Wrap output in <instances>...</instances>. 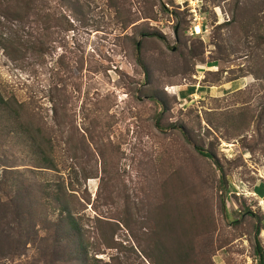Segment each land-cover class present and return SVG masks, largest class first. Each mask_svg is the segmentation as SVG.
I'll return each mask as SVG.
<instances>
[{
    "label": "rangeland",
    "instance_id": "rangeland-1",
    "mask_svg": "<svg viewBox=\"0 0 264 264\" xmlns=\"http://www.w3.org/2000/svg\"><path fill=\"white\" fill-rule=\"evenodd\" d=\"M75 4L0 12V91L51 138L86 226L113 223L101 264H151L141 246L155 239L180 253L158 264H264V209L248 192L264 180V0ZM190 85L204 88L182 99ZM31 155L16 146L11 168ZM42 243L0 264H49Z\"/></svg>",
    "mask_w": 264,
    "mask_h": 264
},
{
    "label": "trees",
    "instance_id": "trees-1",
    "mask_svg": "<svg viewBox=\"0 0 264 264\" xmlns=\"http://www.w3.org/2000/svg\"><path fill=\"white\" fill-rule=\"evenodd\" d=\"M66 1L77 7L76 0ZM35 10H41L39 0H0V12L6 13L5 16L13 21L23 20ZM32 48L37 52L41 49L38 46ZM196 91L197 87L190 85L180 95L187 100ZM23 110V105L16 99H7L0 91V150L5 149V161L2 163L5 167L0 175V259L13 260L25 254L29 244L35 246L43 241L37 248L40 257L49 264L74 259L81 260V264H101L102 259L96 254H101L106 248H114L113 245L119 242L115 239L113 223H107L108 232L102 230L101 233H97L93 225L86 226V215L80 214V205L84 203L75 193L79 190L73 181L74 177L68 179L62 174L66 167L63 161L62 166L59 164L51 138L25 119ZM16 146L32 154L31 162L28 163L30 168H11L14 167L11 160ZM197 149L202 155L213 157L212 153L201 147L197 146ZM80 169L86 181L94 177L83 166ZM51 214L52 219L49 220ZM122 224L129 226L126 220ZM40 230L46 232V236L41 237ZM150 238L152 236L146 240ZM149 243L148 251L144 253L141 246L142 255L151 264H158L167 249L160 239ZM257 252L260 257H264L260 248ZM178 256L179 252L164 257L175 262Z\"/></svg>",
    "mask_w": 264,
    "mask_h": 264
},
{
    "label": "built area",
    "instance_id": "built-area-1",
    "mask_svg": "<svg viewBox=\"0 0 264 264\" xmlns=\"http://www.w3.org/2000/svg\"><path fill=\"white\" fill-rule=\"evenodd\" d=\"M198 26H199L200 28H202L201 24H199ZM198 26H197V27H198ZM197 27H195V32H196V34H200V33H201V29H200V31H198V30H197ZM192 34H194L193 31H192ZM236 188H237V191L234 192V193L237 194V195H240L241 192H242L241 188H240L239 186H236ZM248 192H249L252 196H254V197L259 201V204H260L261 207H263V209H264V197H259V196H258L254 191H252V190H248Z\"/></svg>",
    "mask_w": 264,
    "mask_h": 264
},
{
    "label": "crops",
    "instance_id": "crops-1",
    "mask_svg": "<svg viewBox=\"0 0 264 264\" xmlns=\"http://www.w3.org/2000/svg\"><path fill=\"white\" fill-rule=\"evenodd\" d=\"M197 91H198V87H197ZM259 188H261L260 189V193L262 194L261 196L256 193V190ZM251 190L254 191L259 197H264V180H259L258 182L252 184Z\"/></svg>",
    "mask_w": 264,
    "mask_h": 264
},
{
    "label": "bare ground",
    "instance_id": "bare-ground-1",
    "mask_svg": "<svg viewBox=\"0 0 264 264\" xmlns=\"http://www.w3.org/2000/svg\"><path fill=\"white\" fill-rule=\"evenodd\" d=\"M197 30L200 31V27L199 26L197 27Z\"/></svg>",
    "mask_w": 264,
    "mask_h": 264
}]
</instances>
